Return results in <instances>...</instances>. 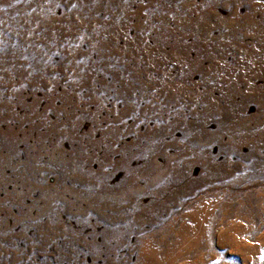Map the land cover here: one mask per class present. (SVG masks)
I'll return each instance as SVG.
<instances>
[{
  "label": "rangeland",
  "instance_id": "1",
  "mask_svg": "<svg viewBox=\"0 0 264 264\" xmlns=\"http://www.w3.org/2000/svg\"><path fill=\"white\" fill-rule=\"evenodd\" d=\"M0 264H264V0H0Z\"/></svg>",
  "mask_w": 264,
  "mask_h": 264
}]
</instances>
